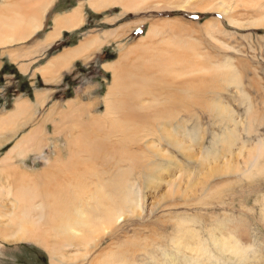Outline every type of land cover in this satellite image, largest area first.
<instances>
[{
    "label": "rangeland",
    "instance_id": "1",
    "mask_svg": "<svg viewBox=\"0 0 264 264\" xmlns=\"http://www.w3.org/2000/svg\"><path fill=\"white\" fill-rule=\"evenodd\" d=\"M39 1L0 0V11L15 10L27 18L43 14L41 21L31 24V31L45 20L43 30L29 40L15 41L16 47L40 39L57 11L81 3V26L51 44L45 55L83 42L88 33L112 35L103 48L93 45L97 50L76 61L62 81L52 83L38 74L22 73L8 55L1 57L2 69L5 63L14 65L32 89L13 73L4 74L0 111L12 108L16 101L11 104L9 99L22 93L33 95L48 88L51 98L37 114L44 118L37 127L45 130L42 144L38 145L39 138L32 142L35 153H29L24 144L15 146L31 125L14 134L8 131L12 138L0 146V165L10 167L25 159L24 175L33 178L52 168L51 173L57 174L61 172L59 156L71 158L70 146L83 145L74 160L89 158L88 163L89 152L96 151L91 141L122 142L111 154L99 152L102 160L90 166L87 177L80 176L89 181V190L80 198L88 199L86 208L95 211L102 200L106 207L114 201L110 206L114 214L109 213L112 223L103 218L80 222L66 231L67 238L64 232L46 231V223L44 227L31 224L34 234L17 228L0 235V264H264V0H52L46 9ZM28 10L33 13L25 14ZM4 15L5 11L0 12V17ZM60 69H44V73L55 79ZM115 76L124 77L119 94L117 89L111 92ZM109 101L112 113L107 111ZM125 104L138 107L148 133L154 134L151 142L135 139L132 125L115 122L117 110ZM159 107L171 112L160 123L145 114L152 111L157 119ZM13 113L18 116H10L8 126L29 117L24 111ZM90 116L97 121L92 124ZM164 127L186 143L182 141L181 147L168 142ZM126 131L131 132L129 136ZM138 132L143 133L141 126ZM109 133L113 136L105 141ZM119 138L123 140L118 142ZM133 151L141 154L134 156ZM201 154L204 158H199ZM6 159L10 162H3ZM1 175L3 187L15 178ZM36 191L30 199L37 197ZM125 197L129 201L122 203ZM12 198L9 195L0 205H9ZM119 215L121 219L114 221Z\"/></svg>",
    "mask_w": 264,
    "mask_h": 264
},
{
    "label": "bare ground",
    "instance_id": "2",
    "mask_svg": "<svg viewBox=\"0 0 264 264\" xmlns=\"http://www.w3.org/2000/svg\"><path fill=\"white\" fill-rule=\"evenodd\" d=\"M36 2H37V0H36ZM34 3H35V1L32 4H34ZM39 3L43 4L41 6L42 9H46L45 7L48 6L49 3H52V0H40ZM5 13H6V15H4L3 17H0V19H1L0 20V30L4 29V28H9L10 29V38L8 40H1L0 39V45L13 43V42H15L17 40L18 41L24 40L25 37H27L30 33L33 32V31H31V26H32L31 24H33L35 22H38L39 20L41 21V19L43 17V14L41 15V13H39L38 16H34L33 15L34 17H31V18L23 17L24 16L23 14H22L23 15L22 16L21 13L18 14V13H16L15 10L12 11V10H9L7 8L5 10ZM32 13H33V11H31V10H28L27 12H25V14H32ZM80 16H82V15H80V13L78 14L75 11L71 15H68V16L60 18L59 21H58V25L56 27L57 35H59V31H60L61 28H73L74 26H76L77 19ZM21 19H24V21H21ZM23 23H27L28 24L27 27L25 29H21V28L19 29L18 25H21ZM257 24L259 25L260 23H257ZM111 35L112 34H110V33H106V35H104L105 37H107L106 40H103L101 38H96L95 41L93 39L91 41V43H89V44H90V46H93L95 44V45H97L99 47H101L104 44L106 45L108 43L109 36H111ZM90 46H88L87 48H89ZM87 48H85V49H87ZM94 49H95V46H94ZM77 52H78V50H77ZM74 54H76V53H71V54L69 53L68 55H66L64 57L56 59L55 61L50 63L45 68V71L46 72H48V71L49 72L50 71H56L57 69H59L61 67H64L67 64V61L72 56H74ZM179 55H177V56H179ZM113 68H115V67H113ZM120 71L121 70H119V72ZM115 72H116V70H115ZM123 85H124V77H120L119 78V76H118V78H117V76H115L114 87L111 89L112 90L111 92L115 91L116 89L119 90V92L116 93V94H119L120 91L123 92ZM125 92H127V91H125ZM36 97H37V100L39 101V96H36ZM111 97H112V95H111ZM181 101L179 100L178 102H179V104L182 105ZM110 104H111V101L108 102V110L107 111L109 113H112L113 110H112V107L110 106ZM131 105L132 106H130V107H126V104H125L120 109L117 110L118 113L116 115L117 119H116L115 122H119L121 125L124 122V124L126 126L127 125H132L133 128L135 127V129H136V130L133 129V131H134L133 133L134 134L137 133L135 135L136 136L135 139H137L139 141L143 140L142 143L144 141H146V143L151 142L152 140L150 139V136L152 135V133H148V129L146 127L147 125H146L145 122H143V120H144L143 116L139 113L140 111H139V109H137L138 107H134L133 104H131ZM160 105H161V103H160ZM144 106H149V105H144ZM152 106H154V105L152 104L149 107L151 108ZM156 106H158V104ZM215 107L216 108H220V105L217 104V105H215ZM33 108L37 109V106L34 105V102L31 105L28 102H24V103L18 104L16 110L19 111L22 114H24L23 113V111H24L29 116L27 118H31L30 115H32V113L34 111ZM161 108L160 107L158 108L159 112L156 114L157 119L155 118V115H154L155 113L153 114L152 111H149V113H145V114L151 115L153 117V119H155L159 123L163 122L165 118L166 119L169 118L171 112H169L167 109H161ZM113 109L116 110L114 107H113ZM13 114L14 113H12L10 116H12ZM17 116H14V117H17ZM106 117H109V114H107ZM19 118H20V116H19ZM23 118L25 119V117H23ZM88 118H89L88 121H90V122L97 121V119L94 116H90ZM8 120L10 121L9 118H7V121L0 118V132H4L5 129L6 130L7 129L12 130L13 129V127H14L13 125L12 126H8V124H7ZM110 120H114V118L110 117ZM10 123H12V121ZM92 124H93V122H92ZM114 125L117 126L118 124H113V127H114ZM126 126H125V128H126ZM139 126H141L143 128V133L140 136H139L140 132H138L139 131ZM9 127H11V128H9ZM123 127H124V125H123ZM114 128L119 129L118 126L114 127ZM117 129L115 131H117ZM44 131L45 130H44L43 127H40L39 129L38 128H34L33 130L30 131V133L24 139H22L19 143L17 142L18 143L17 147L21 146L22 144H24V146L26 148L30 147L31 145H33L32 144L33 141L35 142L36 139L38 140V138L41 137L42 134H44ZM128 131H126V132H128ZM162 131H163V134H164L163 137L166 138L168 140V142H170L171 144L173 143V145L175 144L176 146H178L177 144L180 143V145L182 147V144L185 141L181 140L177 136V134L172 132V130H169V129L167 130L165 127H164V129ZM129 133H131V132L127 133L128 136H129ZM40 134H41V136H40ZM123 135L124 134H122V136ZM112 136H113V134L109 133L108 136L105 137V141H106L107 138H111ZM131 137H132V135H130V138ZM118 140H115V141L120 142V140L122 141L123 139L119 138ZM182 141H184V142H182ZM90 143H91V147L94 148L96 151L93 154H92V152H89V154L92 157L90 158V161L88 163H86L85 161L89 160V158H86V160L83 161V162H82V160H74V155L76 153L78 154L79 152L83 151V149H84L83 145L82 146L80 144L78 146L74 145L73 148L70 146L69 147V153L71 155V158L70 159L69 158L63 159L62 156H59L61 158V159H59L60 166H61V168H60L61 172H58L57 174L56 173H51V172H54V168H52V169H50L51 172H49L48 170L47 171H43L42 170L43 172H41V173H35L34 172L35 174L33 175V178L29 177L28 175H24V174H22L21 169L23 168L22 165L24 166L23 163L25 162L24 161L25 159H22V160L19 161V163H15V164H13V162H12L11 164H13V165H11L10 167L1 166L0 165V167H1L0 172H2V174L5 173V176L13 174V176L15 177L11 182H8V184H5L4 187L2 185L0 186V202L2 201L4 203L3 200H5L6 197H8L9 195L11 197H13L12 198V203L9 202L10 203V204L8 203L9 205H7V204L6 205H4V204L0 205V235L4 236V235H7V234H10V233L14 232L17 228H21L23 234H26V233L27 234H34V233H32L33 232V226H31V224L38 223L39 225L37 227H42V226L44 227L43 223H46L47 224V227L45 226L46 231L48 229V230H50L52 232H55V231L64 232L63 235L67 238L69 236V233L66 232V231L68 229H72V230L76 229L80 222L89 223V222L93 221L94 219H102L103 218V220H105V222L110 221L112 223V219L113 218L111 216H109V213L110 214H114L112 212V207H110L111 203H113L114 201L111 202L108 207H106V203L104 202V200H102L101 201L102 203L100 205L97 204L98 208L95 211L93 209H91V207L90 208L89 207L86 208V206H89L88 199H86L87 201H84L85 199L81 200L80 198L85 194L86 190H89L88 189V182L89 181L87 182L88 178L87 179H85V178L82 179V178H80V176L82 174V177H87L88 176L87 174H90V171L88 170V169H91L90 166H95V163H97L99 160H102L101 158H99V156L103 155V154H100L99 152H102V153L103 152H105V153L108 152L109 154H111L109 151H113L116 148V145L120 146V144L122 142H120V144H115L113 142V140L112 141L110 140V143L109 142L106 143L104 141H102L100 143V140H99V142L97 141V143H96L95 140H94V141H91ZM41 144H42V140L39 141L38 145L40 146ZM69 144L71 145V142ZM109 144H110V146H109ZM134 145H138V143L134 144ZM180 145H179V147H180ZM190 145H191V143H190ZM108 146H109V148H108ZM88 147H90V146H88ZM151 147H154V145H152ZM127 148H128V146H127ZM185 148L187 149L186 146H185ZM55 149H57V147H55ZM191 149H192V147H191ZM14 150L17 151L16 149H14ZM40 150H42V149H40ZM124 150H125V146H124L122 152ZM182 150H185V149L183 148ZM153 151L155 152V149ZM13 152L14 151H12L8 155L9 158L12 157ZM133 152H134L133 153L134 156H138V155L141 154V153L139 154V152H136V151H133ZM59 153H60V151H59ZM84 153H82V154H84ZM136 153H138V154H136ZM18 154H19V152H18ZM126 154H127V152H126ZM253 154H254V152H253ZM129 155H127V156H129ZM131 155H132V153H131ZM164 155L166 156L167 153H165ZM103 157H105V156H103ZM257 157H259V155ZM168 158H172V157L168 156ZM199 158H204V157L201 154V156ZM96 159H98V160H96ZM48 161H49V159H48ZM104 161H105V159H104ZM203 161H204V159H203ZM3 162L8 163V162H10V160L6 159ZM91 163H93V164H91ZM208 164H209V162H208ZM147 168H149V167H147ZM145 169H146V167H145ZM146 170H151V169H146ZM160 170H161V168H160ZM80 172H82V173H80ZM150 173H148V175ZM3 176L4 175H1L0 177H3ZM10 177H11V175H10ZM155 177H156V175H155ZM0 179H4V178H0ZM98 184H100V183H98ZM109 184H111V183H109ZM83 186L86 187L87 189H83ZM92 187H93V185H92ZM34 189L37 190L35 192V193H38L37 197L35 198V195H34L30 199L31 193L34 192ZM102 194L104 195V193H102ZM34 198H35V200L37 199L36 202H35ZM99 198H100V196H99ZM137 198H139V197H137ZM108 199L110 201V198H108ZM97 201H98V199H97ZM128 201H129V198L125 197L121 202L122 203H127ZM33 202L36 204L34 208H33ZM138 204H139V201H138ZM138 204L136 206H138ZM133 205H135V204L133 203ZM84 208H86V209H84ZM35 209H36V211H35ZM108 210H109V212H108ZM103 211L105 212L104 216H102V212ZM120 214H121V212H120ZM98 217H101V218H98ZM119 218L121 219L120 215L118 217H116L114 219V221H117ZM108 226H110V225H108ZM50 231H49V233H50ZM66 238H63V239L66 240ZM224 246H226V245H224ZM234 247H235V245H234ZM229 249H230V247H229ZM237 253H238V251H237ZM240 253L243 254L242 252H240Z\"/></svg>",
    "mask_w": 264,
    "mask_h": 264
},
{
    "label": "crops",
    "instance_id": "3",
    "mask_svg": "<svg viewBox=\"0 0 264 264\" xmlns=\"http://www.w3.org/2000/svg\"><path fill=\"white\" fill-rule=\"evenodd\" d=\"M83 8H84V5L81 3L78 6L76 5L74 7H71V9H69V10L57 11V13H55V15L53 16V18L51 20V25L49 26L48 31L40 39H37L34 42H32V44H27V45L20 46V47H16L15 44H17V43H15V42L0 45V48L2 47L1 48L2 53L0 54V70L2 69V67L4 65V62L1 61V57L8 55L11 58V61L13 63H15L17 65L18 69L24 74L30 75V74L34 73L36 76L40 75L44 78V81L51 80V81H46L48 83H52V81H56V82L62 81L64 73L71 70L72 67H74V64L76 61H78L80 59L87 58V54H89V53H91L97 49H93V46H91L92 47L91 49L88 48L87 50H85L84 52L79 54L78 56H76L77 54L72 56L67 61V65L65 67H62V69H60L59 72H56L55 79H51L49 77L50 75H46L44 73V69L50 63L55 61L56 59L64 57V56L68 55L69 53L70 54L76 53L77 50L81 51L82 49H84L86 47L85 45L87 42H90L93 39L95 41L96 38H102L104 35H106V32L103 33V36H101L100 34L93 35L92 33H88L87 34L88 38L83 40V42H80V43L78 42V44L76 42L74 44H71L70 46L67 45L66 47H63L62 49H59V51H57L56 53H52L50 55L48 54L47 56L45 55L48 48L51 47V44H54L55 42H57V40L60 39L61 37H63V35L65 33H69V32L72 33L73 31L77 30L81 26V24H82V18L81 17H83V13H84ZM5 10L6 9L3 8L2 11H0V12H3ZM75 11L78 14L80 13V15H82V16L78 17L77 22H76V26H74L73 28H61L59 31V35H57L56 27L58 25L59 19L62 17L68 16V15H71ZM46 19H47V17H46ZM44 25H45V20L42 21L41 25L37 29L33 30L32 33H30L27 37H25L24 40H29V39L33 38L32 36H34L35 34H37L38 32L43 30ZM0 36H10V29L9 28L1 29L0 30ZM104 45H102L100 48H103ZM11 80H12V78H9V80L7 82H10ZM49 91L50 90L48 88L45 91L44 90H42V91L36 90V93H34L35 98H34L33 102L37 106V109L34 112V116H32L31 118H27L28 120L23 119L21 122H18L19 124L18 123H17L18 125L15 124L17 126H15V128L12 130L7 129L5 132H0V146H5L6 145L5 141H8L9 139L12 138V136H10L7 133L8 131H14L13 132V134H14V133H17L18 131H20L21 128H24V126L31 125L30 129L25 131L24 134L20 137V140L18 141V143H19L22 139H24L30 133L31 130H33L34 128H37L40 125L39 122L43 121L44 118L37 117V114H39L41 109L44 108L45 105L50 101L51 95L49 94ZM2 92H3V88L0 86V94ZM52 95H53V93H52ZM36 96H39V101L37 100ZM30 99L31 98H29L27 96L20 95L19 98L15 99L16 102H14V105L12 108L7 109L4 107L2 109V111H0V118L7 121V118H9V116L17 109L18 104H21L24 102H28L30 105L33 104V102L30 101ZM35 99H36V102H35ZM48 113L49 112L44 114L45 115L44 117H46L48 115ZM40 136H41V134H40ZM39 139L41 141L40 137H39ZM18 143H16L15 146ZM31 148L32 147H29L27 149V150H29L28 152L29 153L30 152L35 153V151H32Z\"/></svg>",
    "mask_w": 264,
    "mask_h": 264
},
{
    "label": "trees",
    "instance_id": "4",
    "mask_svg": "<svg viewBox=\"0 0 264 264\" xmlns=\"http://www.w3.org/2000/svg\"><path fill=\"white\" fill-rule=\"evenodd\" d=\"M65 35H68L67 33H65ZM76 43V42H75ZM70 44H73V42L72 43H70ZM53 52V51H52ZM6 73H13L15 76H16V78L17 79H22L23 80V78H22V76H21V74L19 73V71H18V69L14 66V65H10V64H8V63H5V66H4V68L1 70V72H0V79H2L3 80V77H4V74H6ZM24 81V83H26V84H28V88H29V90H31L32 89V87L31 86H29V81H25V80H23ZM18 90V89H17ZM27 90V89H26ZM29 93V92H28ZM27 93V95H25L26 93H22V94H24L25 96H27V97H30V98H33L34 97V94L33 95H29ZM13 100H15V99H9V102L12 104V102H13ZM12 106V105H11ZM10 109V108H9Z\"/></svg>",
    "mask_w": 264,
    "mask_h": 264
}]
</instances>
